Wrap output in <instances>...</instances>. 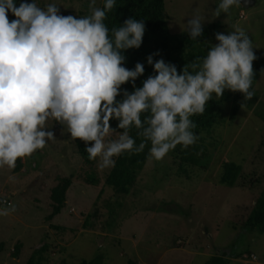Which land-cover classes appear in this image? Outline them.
<instances>
[{
    "label": "rangeland",
    "instance_id": "obj_1",
    "mask_svg": "<svg viewBox=\"0 0 264 264\" xmlns=\"http://www.w3.org/2000/svg\"><path fill=\"white\" fill-rule=\"evenodd\" d=\"M36 2L45 8L53 0ZM55 2L61 4L60 14L91 15L89 0ZM102 2L97 0L96 7ZM219 3L220 0H165L169 31H185L187 19L202 15L206 18L204 25L222 24L220 33L228 34L234 28L244 30L256 47L255 55L264 58V0H250L246 7L241 0L239 7L216 17ZM253 90V108L243 104L234 116L232 95L227 101L213 96L224 109L223 120L195 134V142L205 146L210 156L206 168L186 165L188 177L178 169V152L171 150L160 161L149 155L135 183L127 187L129 191L123 196L106 183L111 168H100L98 159L86 166L67 128L49 121L52 127L48 130L53 131L54 140L20 159L25 168L0 169V201L14 208L9 215L0 217V264H25L41 243L61 242L63 238L69 241L67 250L53 251L52 256L62 255L74 264L98 254L107 264H204L216 253L226 254V264H264V232L242 230L240 225L243 210L251 203V191L218 183L224 160L241 163L248 159L245 170L255 168L249 165L253 156L249 157L263 132L255 105L264 109V67L253 82ZM88 176H96L98 184H91L86 180ZM62 177L73 181L60 213L48 220L52 189ZM51 224L63 229L52 228ZM18 243L21 247L15 255ZM237 253L243 255L237 258Z\"/></svg>",
    "mask_w": 264,
    "mask_h": 264
},
{
    "label": "clouds",
    "instance_id": "obj_2",
    "mask_svg": "<svg viewBox=\"0 0 264 264\" xmlns=\"http://www.w3.org/2000/svg\"><path fill=\"white\" fill-rule=\"evenodd\" d=\"M96 3L89 0L91 15L74 17L61 15L55 0L45 8L36 0H21L19 6L17 0H0V169H14L18 159L45 148L56 138L48 130L54 121L82 141L88 158L98 159L102 169L114 167L125 153L142 152L147 142L151 157L160 161L177 145L196 141L190 118L203 114L213 96L220 99L230 90L253 97L256 47L244 30L216 33L218 43L207 55L179 73L174 64L154 60L158 52L149 54L146 63L154 74L136 87L144 64L125 67L123 53L140 48L145 24L128 18L109 30L105 21L117 0H103L102 8ZM240 5L241 0H220L216 17ZM9 12L16 17L11 22ZM205 20L187 19L192 40L203 35ZM125 84L133 90L123 89ZM133 128L143 138L139 145L130 135ZM11 211L0 201V217Z\"/></svg>",
    "mask_w": 264,
    "mask_h": 264
},
{
    "label": "trees",
    "instance_id": "obj_3",
    "mask_svg": "<svg viewBox=\"0 0 264 264\" xmlns=\"http://www.w3.org/2000/svg\"><path fill=\"white\" fill-rule=\"evenodd\" d=\"M21 1L17 0V5ZM164 2L165 0H117L116 7L113 11L107 14V19L105 21L109 30L112 28L120 27L124 20L128 18H134L136 20H143L145 24V33L143 36V42L138 49H128L123 54L126 57L125 67L132 69L137 62L144 64L145 71L143 75L135 81L136 87L142 86V81L147 79L149 75H153V69L150 65L146 63V57L149 54L157 53L154 56L155 59H164L165 62H170L174 64L177 68V72H181L184 65L190 64L197 57L203 58L207 55L211 44L215 40V34L220 33L223 29V25L219 22L210 23L203 26V35L198 38L199 40H192L187 31H182L180 33H172L169 31V27L165 20L164 15ZM103 7V2L100 6ZM61 15L68 16L72 15L74 17L85 16L82 13H72L63 12ZM8 19L11 22L16 19V17L9 12ZM264 67V58L257 56V59L253 61L254 77L253 82L258 78ZM253 82L251 91L253 92V97L250 99H245L243 94L239 92H232V94L224 93L221 100L227 101L232 95L231 112L232 115H236L237 111L241 108L243 104L248 108H253L255 104V92L253 90ZM123 89H127L131 92L132 85L125 84L121 86ZM122 97H117L121 99ZM258 105H255L256 113L259 118L263 121L262 134L254 146L250 158L253 156V160L249 161V165H253L255 168L252 171H246L248 159L246 161L237 162L234 160H227L221 162L220 173L218 176V183L227 187H238L241 190H249L252 193L251 203L246 204L243 214L240 217V225L242 230H250L254 232L263 233L264 232V109H257ZM206 110L203 114L193 115L190 119L196 125L192 130L195 134H198L204 130H210L214 128V125L223 120L224 109L220 106V101L216 99H211L205 106ZM147 115V114H145ZM232 116V117H233ZM142 120L144 116L141 117ZM118 121H110V125L116 128ZM117 131H121L117 129ZM138 129H131L130 135L135 139L136 144L142 141V137L138 136ZM118 135V133L116 134ZM115 139V135L111 137ZM78 153L84 158V164L90 166L93 164L94 160L88 158V153L85 150V145L82 141L78 139H73ZM150 142L146 143V147L140 153L134 154H123L116 157L115 166L111 168L108 172L109 180L106 181L110 186L113 185L116 194L123 196V194L128 193V188L133 185L136 181L137 175L142 170L144 164L146 163L150 155ZM175 152L180 154L179 161L177 163L179 171L185 173L189 177V173L186 170V165H194L201 168H206L205 164L209 161V155L205 153V146L194 142L188 147H183L182 145H177L174 149ZM255 151V152H254ZM259 161H258V158ZM32 158V157H31ZM30 158V159H31ZM96 162V161H95ZM28 165V164H27ZM207 165V164H206ZM263 166V167H262ZM25 165H23L20 159L16 162L15 170H21ZM93 176V175H92ZM111 177V178H110ZM122 177V179H121ZM124 179V181H123ZM57 184L53 187L51 193V212L47 216L48 220H51L55 215L60 213L64 206L66 200V192L70 187L73 179L71 177H62L57 179ZM86 180L90 181L91 184H98V178L88 176ZM123 181V183H120ZM123 187V188H122ZM120 188V190H117ZM123 199H118L120 207L122 205ZM52 228L57 230H62L63 227L51 224ZM238 225H234V228ZM62 228V229H61ZM59 241H48L43 242L41 245L32 250L31 255L25 262V264H74L66 261L64 256L53 257V251L58 253H64L67 250L68 240L64 238ZM178 244L176 239L175 245ZM21 245L18 243L15 245V250L13 254H17L20 250ZM173 247V246H171ZM249 254V253H248ZM56 255V254H55ZM242 253H237L238 258ZM252 255L249 254V256ZM226 254L216 253L212 255L204 264H226ZM78 264H107L104 261V256L98 254L94 256L91 260H82Z\"/></svg>",
    "mask_w": 264,
    "mask_h": 264
},
{
    "label": "water",
    "instance_id": "obj_4",
    "mask_svg": "<svg viewBox=\"0 0 264 264\" xmlns=\"http://www.w3.org/2000/svg\"><path fill=\"white\" fill-rule=\"evenodd\" d=\"M249 2H250V0H242V4H243V6H247V5H249Z\"/></svg>",
    "mask_w": 264,
    "mask_h": 264
},
{
    "label": "built area",
    "instance_id": "obj_5",
    "mask_svg": "<svg viewBox=\"0 0 264 264\" xmlns=\"http://www.w3.org/2000/svg\"><path fill=\"white\" fill-rule=\"evenodd\" d=\"M6 203H10V202H6Z\"/></svg>",
    "mask_w": 264,
    "mask_h": 264
},
{
    "label": "crops",
    "instance_id": "obj_6",
    "mask_svg": "<svg viewBox=\"0 0 264 264\" xmlns=\"http://www.w3.org/2000/svg\"><path fill=\"white\" fill-rule=\"evenodd\" d=\"M23 168H25V167H23Z\"/></svg>",
    "mask_w": 264,
    "mask_h": 264
}]
</instances>
